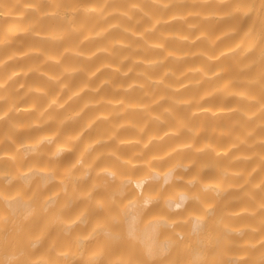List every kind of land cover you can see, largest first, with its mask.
I'll use <instances>...</instances> for the list:
<instances>
[{
	"label": "clouds",
	"instance_id": "obj_1",
	"mask_svg": "<svg viewBox=\"0 0 264 264\" xmlns=\"http://www.w3.org/2000/svg\"><path fill=\"white\" fill-rule=\"evenodd\" d=\"M3 162L55 185L0 199L14 264H142L110 225L154 205L188 227L149 264H264V0H0Z\"/></svg>",
	"mask_w": 264,
	"mask_h": 264
},
{
	"label": "bare ground",
	"instance_id": "obj_2",
	"mask_svg": "<svg viewBox=\"0 0 264 264\" xmlns=\"http://www.w3.org/2000/svg\"><path fill=\"white\" fill-rule=\"evenodd\" d=\"M213 100L219 102L220 97H214ZM67 158L68 157H66V159ZM34 159V157L30 158L26 164ZM40 162H43V158H41ZM7 167L8 162L0 164V168ZM212 173L213 170L209 169L206 171L205 175H210ZM181 187H183L182 184L168 185L163 189V194H171ZM54 188L55 185H50L48 189L40 190L39 179L32 181L27 187H25L20 181H13L10 184L0 182V199L9 201L12 206L19 210V212L24 213L28 209L27 201L29 197H32L33 202H35V197L33 196L34 193L43 195L45 192H50ZM136 194L144 196L161 195L162 193L159 183H147L143 185H133V190L129 193V198H135ZM193 207H195V204L190 202L187 205L186 211ZM75 211L76 208H73L69 214H72ZM165 214L176 218L183 217L186 213H166V210L160 205H154L141 216L135 209H130L121 219L114 221L110 226L114 231L126 233L127 236L131 238L132 246L126 249L129 255L140 259L142 264H149V257L168 242V237L173 236L180 242L185 240L183 232L187 229L188 225L182 220L178 221L175 225H168L166 223L156 225L150 223L152 217ZM41 227L42 221L33 225L31 231L38 232ZM21 241L22 238L17 237L16 239H10L5 243L0 244V264H14V249H18ZM89 243L93 242L90 241ZM37 251H39V249ZM174 253L177 257V264H180L183 259V251L180 244L174 249Z\"/></svg>",
	"mask_w": 264,
	"mask_h": 264
}]
</instances>
